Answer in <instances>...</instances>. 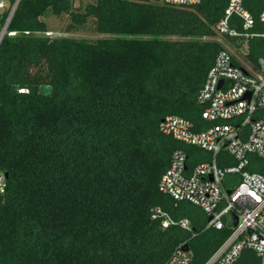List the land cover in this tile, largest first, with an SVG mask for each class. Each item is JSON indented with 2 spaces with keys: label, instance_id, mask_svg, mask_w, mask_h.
Wrapping results in <instances>:
<instances>
[{
  "label": "trees",
  "instance_id": "16d2710c",
  "mask_svg": "<svg viewBox=\"0 0 264 264\" xmlns=\"http://www.w3.org/2000/svg\"><path fill=\"white\" fill-rule=\"evenodd\" d=\"M227 2L19 0L0 41V264H165L185 243L190 264H203L230 234L159 190L174 150L189 168L211 160L160 124L169 115L196 131L213 124L199 93L223 48L215 24ZM244 6L252 31L264 30V0ZM63 15L69 31L89 25L102 36L46 35V19ZM228 40L254 66L264 57V37ZM218 158L235 163L225 150ZM249 159L264 174V158Z\"/></svg>",
  "mask_w": 264,
  "mask_h": 264
},
{
  "label": "built area",
  "instance_id": "2783aa9c",
  "mask_svg": "<svg viewBox=\"0 0 264 264\" xmlns=\"http://www.w3.org/2000/svg\"><path fill=\"white\" fill-rule=\"evenodd\" d=\"M164 1L183 6L201 2ZM18 2L0 0V12L8 9L4 19L0 16V37L6 32ZM258 18L264 25V8ZM255 20L244 0H228L223 16L215 24L217 39L226 44L218 52L199 93L200 102L206 105L202 116L213 124L196 131L190 120L178 115H169L160 124L162 132L212 154L211 160L189 168L186 152L174 150L170 166L159 182L160 191L176 200L190 201L201 207L207 217L211 216L207 228H231L203 264H237L245 250L254 252L258 264H264V174L247 169L251 154L264 158V57L254 66L245 56L234 52L228 40L244 37L246 42L252 36L264 37V30L252 31ZM224 150L235 160L234 164L219 165L218 157ZM6 188V174L0 170V196ZM230 213L237 216L236 226H232L234 219ZM170 222L167 215L163 226ZM181 224L188 227V220ZM192 257L190 249L180 246L165 264H190Z\"/></svg>",
  "mask_w": 264,
  "mask_h": 264
},
{
  "label": "rangeland",
  "instance_id": "374dc122",
  "mask_svg": "<svg viewBox=\"0 0 264 264\" xmlns=\"http://www.w3.org/2000/svg\"><path fill=\"white\" fill-rule=\"evenodd\" d=\"M80 1L82 0H75V3L79 4ZM46 21L48 23V31L45 34L50 37L67 36V37H74V38L94 39V38L102 36V34L97 33L93 29H91L89 25L83 28H80L79 30H76V31H69L68 29H66L67 28L66 24L68 21L66 15H63L60 17L50 16L46 19ZM1 31L2 30H0V35H1ZM3 35L4 33L2 34V37ZM222 44H226V42L222 41ZM231 47L234 50V52H236L237 54H240V56H244L243 53H245V51L243 50L238 51L237 47H235L234 45H231Z\"/></svg>",
  "mask_w": 264,
  "mask_h": 264
},
{
  "label": "water",
  "instance_id": "95a60500",
  "mask_svg": "<svg viewBox=\"0 0 264 264\" xmlns=\"http://www.w3.org/2000/svg\"><path fill=\"white\" fill-rule=\"evenodd\" d=\"M1 39H2V36L0 37V41H1ZM222 83H223V80L220 81L219 86H221ZM230 216H231V218L234 219V221L232 222V226H236V224H237V216H236L234 213H230ZM210 218H211V216L208 217V220H209ZM249 232H251V230H250ZM183 248H184L185 250H188V249H189V244H188V243H185V244L183 245Z\"/></svg>",
  "mask_w": 264,
  "mask_h": 264
},
{
  "label": "crops",
  "instance_id": "0c3cea01",
  "mask_svg": "<svg viewBox=\"0 0 264 264\" xmlns=\"http://www.w3.org/2000/svg\"><path fill=\"white\" fill-rule=\"evenodd\" d=\"M239 261H240V263H239ZM239 261H238L239 264H249V259H247V257L242 258V259L239 260Z\"/></svg>",
  "mask_w": 264,
  "mask_h": 264
}]
</instances>
